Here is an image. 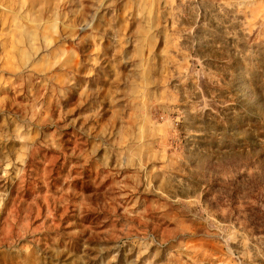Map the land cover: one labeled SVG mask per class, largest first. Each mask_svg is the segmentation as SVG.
Wrapping results in <instances>:
<instances>
[{"label": "rangeland", "instance_id": "obj_1", "mask_svg": "<svg viewBox=\"0 0 264 264\" xmlns=\"http://www.w3.org/2000/svg\"><path fill=\"white\" fill-rule=\"evenodd\" d=\"M0 264H264V0H0Z\"/></svg>", "mask_w": 264, "mask_h": 264}]
</instances>
